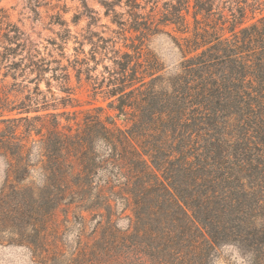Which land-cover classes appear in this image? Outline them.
Wrapping results in <instances>:
<instances>
[{
	"label": "trees",
	"instance_id": "16d2710c",
	"mask_svg": "<svg viewBox=\"0 0 264 264\" xmlns=\"http://www.w3.org/2000/svg\"><path fill=\"white\" fill-rule=\"evenodd\" d=\"M214 1L165 15L179 57L172 69L145 46L153 21L124 30L129 44L102 81L112 113L67 110L78 99L66 67L15 61L0 46L3 77L27 71L34 85L24 97L0 89V202L10 212L40 204L31 209L42 220L38 242L58 211L82 229L93 221L64 264H212L232 243L244 264H264V15L247 24L262 3L236 0L225 12Z\"/></svg>",
	"mask_w": 264,
	"mask_h": 264
},
{
	"label": "rangeland",
	"instance_id": "374dc122",
	"mask_svg": "<svg viewBox=\"0 0 264 264\" xmlns=\"http://www.w3.org/2000/svg\"><path fill=\"white\" fill-rule=\"evenodd\" d=\"M234 1L215 0L213 4L214 8L226 12L228 7H234ZM260 2L262 12L248 14L247 24L264 15V0ZM192 5L190 0V7ZM174 6L185 11L187 0H0V46L9 47L15 61L32 55L57 61L66 67L74 98L78 99V103H72L78 106L67 110L96 106L112 113L108 109L112 99L104 95L106 81L103 84L102 81L113 66L115 53L125 51L124 45L129 44L125 37L131 34L124 30L134 20L153 21L157 25L144 43L167 69H172L178 62L176 48L167 35L172 28L163 26L165 15ZM187 18L191 21L190 15H186ZM2 52L0 47V60ZM3 73L5 71L1 69L0 89L7 85L5 90L18 97L32 93L34 85L29 81L33 76L27 71L16 80L10 76L4 78ZM49 76L50 73L46 74ZM40 89L49 100L52 93L55 98L65 95L54 82L52 93L46 92L44 83L40 84ZM5 171V162L0 158V188L5 181ZM33 206L40 204H21L19 212H10L13 205L0 202V264H64V260L78 249L77 240L89 238L93 221L82 229L71 216L68 224L65 223L64 216L58 211L52 221L54 229L48 228L46 243L38 242L37 233L33 232L41 226L42 220L31 212ZM117 224L122 226L124 221L119 220ZM53 249H59L63 254L54 256L50 252ZM243 261L242 252L234 243L218 247L211 258L212 264H244Z\"/></svg>",
	"mask_w": 264,
	"mask_h": 264
}]
</instances>
